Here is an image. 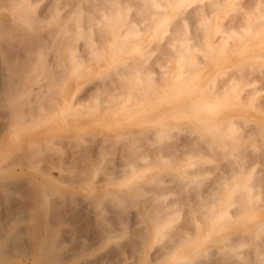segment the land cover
Listing matches in <instances>:
<instances>
[{
    "label": "clouds",
    "instance_id": "obj_1",
    "mask_svg": "<svg viewBox=\"0 0 264 264\" xmlns=\"http://www.w3.org/2000/svg\"><path fill=\"white\" fill-rule=\"evenodd\" d=\"M8 206L0 264H264V0H0Z\"/></svg>",
    "mask_w": 264,
    "mask_h": 264
},
{
    "label": "bare ground",
    "instance_id": "obj_2",
    "mask_svg": "<svg viewBox=\"0 0 264 264\" xmlns=\"http://www.w3.org/2000/svg\"><path fill=\"white\" fill-rule=\"evenodd\" d=\"M217 31L218 32H223L224 29L222 28V26H219L217 27ZM226 37H230V34H226ZM25 203H27V201H25ZM0 211H3L4 215H9L11 214L13 211H19V208H12L10 206L6 207V208H3V209H0ZM58 215V213H50V216H49V223H54L55 222V219H56V216ZM104 254H101V257L98 258V259H101L103 258Z\"/></svg>",
    "mask_w": 264,
    "mask_h": 264
},
{
    "label": "rangeland",
    "instance_id": "obj_3",
    "mask_svg": "<svg viewBox=\"0 0 264 264\" xmlns=\"http://www.w3.org/2000/svg\"><path fill=\"white\" fill-rule=\"evenodd\" d=\"M217 27H219V26H217ZM157 31H159V29H157ZM230 38V37H229Z\"/></svg>",
    "mask_w": 264,
    "mask_h": 264
}]
</instances>
